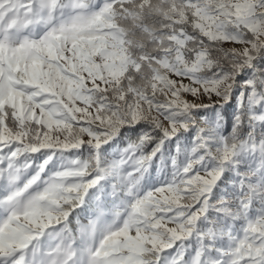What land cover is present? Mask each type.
<instances>
[{
  "label": "snow or ice",
  "instance_id": "obj_1",
  "mask_svg": "<svg viewBox=\"0 0 264 264\" xmlns=\"http://www.w3.org/2000/svg\"><path fill=\"white\" fill-rule=\"evenodd\" d=\"M0 264H264V0H0Z\"/></svg>",
  "mask_w": 264,
  "mask_h": 264
}]
</instances>
